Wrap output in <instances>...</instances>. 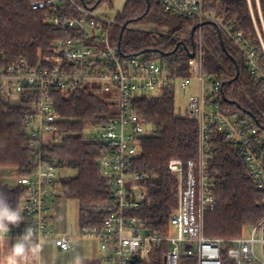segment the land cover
<instances>
[{
    "label": "built area",
    "instance_id": "obj_1",
    "mask_svg": "<svg viewBox=\"0 0 264 264\" xmlns=\"http://www.w3.org/2000/svg\"><path fill=\"white\" fill-rule=\"evenodd\" d=\"M156 1L164 13L195 20L199 25L194 57L187 65L188 77L173 73L159 58L121 53L111 31L125 0L118 1L112 16L97 13L81 0L31 3L33 10H47L49 25L68 36L57 41L51 54L35 67L23 58L12 63L0 61V101L10 106H20L24 100L29 103L23 129L31 158L27 174L16 178V185L25 190L21 206L25 221L23 228L10 232L9 238L14 240L31 225L43 244L60 252L76 250L72 238L51 231L54 209L62 198L59 179L63 169L49 151L64 137L54 96L68 99L85 90L102 98L114 114L105 124L92 127L100 130L103 151L97 164L109 184L108 197L99 203L77 204L78 213L103 217L99 227L78 225L77 236L97 242L101 264H138L163 245V264H179L183 259H194L196 264H223L224 257L232 264H264V220L245 229L240 238L230 240L205 237L203 230L204 215L216 207L208 175L214 135L230 142L246 165L247 178L264 192V138L243 117L222 110V84L217 76L204 72L201 46L203 24L210 22L239 51L250 74L264 83V17L259 0H254L255 4L246 0L253 38H246L242 31L206 12L203 0ZM192 82L195 93L187 97L183 116L197 126V156L186 162H168L167 170L176 180L177 203L166 231L152 232L134 215L147 205L148 195L140 186L143 177L132 173L131 168L140 155L142 139L151 134L135 111V104L148 98L146 94L157 96L169 88L176 92L177 84L185 91Z\"/></svg>",
    "mask_w": 264,
    "mask_h": 264
},
{
    "label": "trees",
    "instance_id": "obj_2",
    "mask_svg": "<svg viewBox=\"0 0 264 264\" xmlns=\"http://www.w3.org/2000/svg\"><path fill=\"white\" fill-rule=\"evenodd\" d=\"M33 1L0 0V61L12 63L23 58L29 66L35 67L51 54L57 41L68 36L67 32L49 25L47 10H33ZM97 1L89 0L85 4L89 8L102 4L113 8L115 0ZM252 2L255 4L254 0ZM203 5L206 12L242 31L246 38L255 37L246 0H203ZM259 5L264 17V0H259ZM128 21L120 40L124 56L151 51L145 54L147 58H159L169 70L183 78L190 75L187 52L191 51L190 36L197 24L195 20L164 13L156 0H125L111 31L114 44H118L121 28ZM136 25L153 26L160 31L140 29ZM196 40L195 31L194 45ZM221 41L227 54L221 48ZM201 46L204 72L217 76L222 84V110L240 115L264 138V83L250 74L242 55L215 25H203ZM54 99L64 137L61 144L49 152L63 170L76 172L71 177H60L61 196L77 204L103 202L110 192L97 164L103 145L98 135L86 137L84 130L105 124L114 117L112 109L102 98L85 90L73 93L68 99L56 94ZM28 110L26 100L20 106L0 101V191L7 195L12 207L22 206L25 190L4 181L2 171L7 170L9 177L14 178L27 174L31 153L23 121ZM135 111L144 119L151 134L142 139L140 155L131 168L132 173L143 177L140 186L148 195L147 205L134 215L145 221L150 231L165 232L177 203L176 180L168 172L167 164L171 159L195 160L197 126L176 113L173 88L139 99ZM211 154L213 160L208 175L216 207L204 215V235L225 240L240 238L245 229L264 220V192L247 178L242 157L222 135L213 136ZM102 218L79 212L78 225L99 227ZM23 226L24 222L11 232ZM165 250L166 245L153 250L138 264H163ZM179 264H196V261L183 259ZM223 264L232 263L224 257Z\"/></svg>",
    "mask_w": 264,
    "mask_h": 264
},
{
    "label": "rangeland",
    "instance_id": "obj_3",
    "mask_svg": "<svg viewBox=\"0 0 264 264\" xmlns=\"http://www.w3.org/2000/svg\"><path fill=\"white\" fill-rule=\"evenodd\" d=\"M89 1V0H84ZM119 0H115L113 2V8L108 7L106 4L98 5L94 7V10L97 13H100L104 16H112L113 9L117 6ZM91 8V7H90ZM137 28L140 29H148V30H156L160 31V29H156L153 26H145V25H136ZM195 93V82L191 83V87L185 91L179 89L177 84V89L175 92V108L176 113L183 116L186 111L187 97L191 94ZM156 95V94H153ZM146 97L150 98L152 95L146 94ZM100 130L95 128H86L84 130V135L86 137H95L98 135ZM4 181L8 182L10 185H16V178L9 177L8 171H2ZM61 177H71L76 175V172L73 170H61ZM51 231L54 235L62 236L63 234L67 235H78V205L75 201L67 200L66 208H65V217L57 220L54 218L53 225L51 226ZM76 244H78L76 246ZM76 251L63 253L59 252L55 247L43 244V248L39 253V264H75L76 258L80 257L81 262L86 259H90L93 255L92 252L95 251V255H99L100 249L99 246L92 248L89 246V241L76 242Z\"/></svg>",
    "mask_w": 264,
    "mask_h": 264
},
{
    "label": "clouds",
    "instance_id": "obj_4",
    "mask_svg": "<svg viewBox=\"0 0 264 264\" xmlns=\"http://www.w3.org/2000/svg\"><path fill=\"white\" fill-rule=\"evenodd\" d=\"M24 209L12 207L7 195L0 191V264H39L43 242L31 225L24 228L14 240H10L13 227L25 221ZM75 264H82L77 257Z\"/></svg>",
    "mask_w": 264,
    "mask_h": 264
},
{
    "label": "crops",
    "instance_id": "obj_5",
    "mask_svg": "<svg viewBox=\"0 0 264 264\" xmlns=\"http://www.w3.org/2000/svg\"><path fill=\"white\" fill-rule=\"evenodd\" d=\"M66 201L63 197L60 199L59 201V205L55 207L54 209V216L52 218L53 222H54V218L56 217L57 220H60L61 218L65 217V208H66ZM62 236H66L69 238L73 239V243L74 245L76 244V242H83V241H89L90 244L89 246L92 248L91 251H93V248L96 249V247L98 246L97 242L92 241V240H84V239H79L76 235H67V234H63ZM78 244H76L77 246ZM52 246V245H51ZM76 251V250H75ZM60 252V251H59ZM63 253H69V252H63ZM93 255L90 259H86L82 261V264H101V252L99 253V255H95V251L92 252Z\"/></svg>",
    "mask_w": 264,
    "mask_h": 264
},
{
    "label": "water",
    "instance_id": "obj_6",
    "mask_svg": "<svg viewBox=\"0 0 264 264\" xmlns=\"http://www.w3.org/2000/svg\"><path fill=\"white\" fill-rule=\"evenodd\" d=\"M101 0H98L97 1V3H99ZM81 2H83L84 3V0H81ZM130 23V21H128V22H126L124 25H123V27L121 28V32H120V35H119V42H118V47L120 48V40H121V37H122V33H123V31H124V29L126 28V26L128 25ZM204 24H212V23H210V22H207V23H204ZM203 24V25H204ZM199 27V25L197 24L193 29H192V31H191V36H190V41H191V51H189V52H187L188 54H187V57L189 58V59H193V57H194V42H193V35H194V32L196 31V29ZM221 48H222V50L226 53V50H225V48H224V44H223V42L221 41ZM146 53H151V51H144V52H141V54L140 55H143V54H146ZM227 54V53H226ZM232 59V58H231ZM233 60V59H232ZM233 62H234V64L236 65V62L233 60ZM237 68V67H236ZM238 77V72H237V74H236V78Z\"/></svg>",
    "mask_w": 264,
    "mask_h": 264
}]
</instances>
